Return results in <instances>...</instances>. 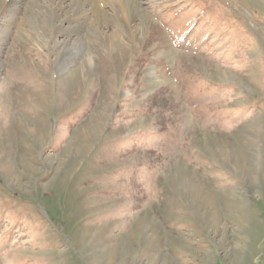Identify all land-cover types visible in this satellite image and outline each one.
I'll use <instances>...</instances> for the list:
<instances>
[{"label":"rangeland","instance_id":"obj_1","mask_svg":"<svg viewBox=\"0 0 264 264\" xmlns=\"http://www.w3.org/2000/svg\"><path fill=\"white\" fill-rule=\"evenodd\" d=\"M75 2L0 0V264H264V0Z\"/></svg>","mask_w":264,"mask_h":264},{"label":"bare ground","instance_id":"obj_2","mask_svg":"<svg viewBox=\"0 0 264 264\" xmlns=\"http://www.w3.org/2000/svg\"><path fill=\"white\" fill-rule=\"evenodd\" d=\"M42 1H45V2H47V1H51L52 2V0H42ZM123 2V1H122ZM99 3V2H98ZM121 3V2H120ZM119 5V4H118ZM121 7H123V6H121ZM59 5H58V7H48L47 8V14H48V22L50 23V24H54V21L55 20H57L56 18H57V14H59L60 12H59ZM81 0H76V2H75V4H74V6L73 7H71V8H69V9H67V11H66V16H67V19H70V20H72V21H74V20H76L78 17H80V14H79V12H80V10H81ZM124 8V7H123ZM125 9V8H124ZM123 9V10H124ZM105 10V9H104ZM134 10V9H133ZM122 11V10H121ZM59 12V13H58ZM127 12H129L128 10H127ZM134 12V11H133ZM95 14V13H94ZM102 14V13H101ZM125 14V13H124ZM32 15V14H31ZM122 16V15H121ZM29 17V16H28ZM145 17V16H144ZM100 18V17H99ZM102 18H105V16L103 15V17ZM30 21L32 22V24H33V28L34 29H37V27L39 28V24H38V19H37V16L36 15H32L30 18ZM103 20V19H102ZM117 20V19H116ZM105 21H106V19H105ZM99 22V21H98ZM122 22V21H121ZM119 23V22H118ZM141 26V25H140ZM123 26H121V28H122ZM135 28V27H134ZM133 28V29H134ZM40 29V28H39ZM99 37V41L101 42V43H105L104 44V46L106 47V46H109L108 44H109V42H108V37H101V36H98ZM116 44H117V42H116ZM114 45V44H113ZM120 45V44H119ZM119 47V46H118ZM109 48V47H108ZM107 48V49H108ZM112 49V48H111ZM76 50V49H75ZM74 50V51H75ZM77 52V51H76ZM111 53H112V51H111ZM89 61V60H88ZM64 63H65V51L63 50V52H62V54H61V56H60V58H59V60H58V67L59 68H62L63 66H64Z\"/></svg>","mask_w":264,"mask_h":264}]
</instances>
